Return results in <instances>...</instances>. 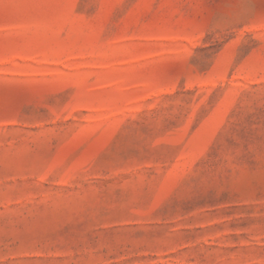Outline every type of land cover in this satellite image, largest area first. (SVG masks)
Here are the masks:
<instances>
[{
  "label": "rangeland",
  "instance_id": "1",
  "mask_svg": "<svg viewBox=\"0 0 264 264\" xmlns=\"http://www.w3.org/2000/svg\"><path fill=\"white\" fill-rule=\"evenodd\" d=\"M0 264H264V0H0Z\"/></svg>",
  "mask_w": 264,
  "mask_h": 264
}]
</instances>
